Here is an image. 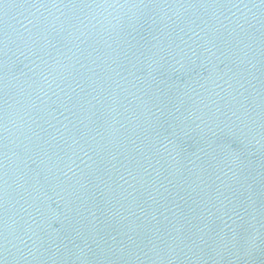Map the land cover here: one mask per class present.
Here are the masks:
<instances>
[{
	"label": "water",
	"instance_id": "95a60500",
	"mask_svg": "<svg viewBox=\"0 0 264 264\" xmlns=\"http://www.w3.org/2000/svg\"><path fill=\"white\" fill-rule=\"evenodd\" d=\"M0 264H264V0H0Z\"/></svg>",
	"mask_w": 264,
	"mask_h": 264
}]
</instances>
